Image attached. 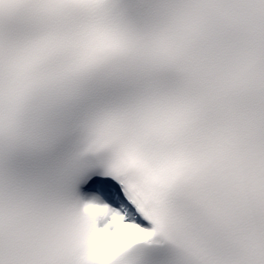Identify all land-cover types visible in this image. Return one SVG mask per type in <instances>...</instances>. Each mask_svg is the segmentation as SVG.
<instances>
[{
  "label": "snow or ice",
  "instance_id": "1",
  "mask_svg": "<svg viewBox=\"0 0 264 264\" xmlns=\"http://www.w3.org/2000/svg\"><path fill=\"white\" fill-rule=\"evenodd\" d=\"M0 264H264V0H0Z\"/></svg>",
  "mask_w": 264,
  "mask_h": 264
}]
</instances>
